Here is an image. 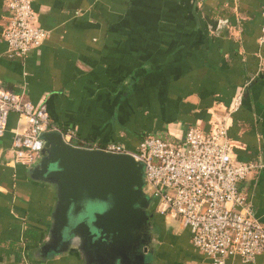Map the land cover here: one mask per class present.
Returning <instances> with one entry per match:
<instances>
[{"label":"crops","instance_id":"1","mask_svg":"<svg viewBox=\"0 0 264 264\" xmlns=\"http://www.w3.org/2000/svg\"><path fill=\"white\" fill-rule=\"evenodd\" d=\"M6 3L0 0V89L45 104L60 132L131 150L149 133L209 132L242 92L227 123L233 157L264 163L263 0H34L47 39L25 59L6 56ZM23 128L10 114L0 138V264H108L78 245L43 251L57 197L53 186L30 178L31 168L14 163L13 137ZM238 190L264 226V169ZM149 228L139 264H212L177 221L156 215ZM225 264H264V253Z\"/></svg>","mask_w":264,"mask_h":264},{"label":"built area","instance_id":"2","mask_svg":"<svg viewBox=\"0 0 264 264\" xmlns=\"http://www.w3.org/2000/svg\"><path fill=\"white\" fill-rule=\"evenodd\" d=\"M33 1L7 0L9 16L2 26L1 39L9 59H25L39 51L47 39ZM242 100V92L235 95L224 117L209 132L192 126L183 138L168 132L149 133L130 150L120 144L99 146L83 141L74 131L62 133L51 124L45 104L34 105L24 94L0 89V138L10 114H16L24 128L13 137L14 163L29 168L41 160L44 142L40 135L48 132L61 133L65 143L78 149L129 155L143 167L142 191L153 204L154 213L189 229L191 246L197 252L212 264H225L233 257L252 263L264 253V226L247 208L238 184L264 169V163L234 160L227 123Z\"/></svg>","mask_w":264,"mask_h":264},{"label":"water","instance_id":"3","mask_svg":"<svg viewBox=\"0 0 264 264\" xmlns=\"http://www.w3.org/2000/svg\"><path fill=\"white\" fill-rule=\"evenodd\" d=\"M40 139L44 142L42 158L29 174L33 181L49 184L56 192L49 234L63 249L53 247L51 251L64 252L78 245L98 263L111 258L110 264L116 260L126 264L136 244L143 245L146 254V231L152 216L147 212L150 201L142 191V165L129 155L72 147L59 132L43 133ZM82 200L97 202L100 211L71 225L70 207ZM137 259L140 262L143 257Z\"/></svg>","mask_w":264,"mask_h":264},{"label":"flooded vegetation","instance_id":"4","mask_svg":"<svg viewBox=\"0 0 264 264\" xmlns=\"http://www.w3.org/2000/svg\"><path fill=\"white\" fill-rule=\"evenodd\" d=\"M94 211H97V212L100 211V207H98V209L89 211L88 216H90L92 214V212H94ZM147 212H148V214L150 216H152V218L150 219L151 220V224H152L155 221V219H156V214L154 213L153 204L150 203V207H149ZM149 230H150V228L146 231V234L148 235V237L150 236ZM64 235H66V234L64 233ZM145 243H148V240ZM53 247H55L56 248L55 250H57V251H59V249L60 250L63 249L62 245H60V244L56 245L55 239L50 236V240H49L48 243H46V245H44L43 251L45 252L46 249H47L48 250L47 252H52L51 250H52ZM72 247L76 248L75 246H72ZM144 247H146L145 244H144ZM142 249H143V245H140V246L138 244L134 245L133 251L130 254H128V258L129 259H128L126 264H139V260L137 258L140 259V257L144 256V254L142 252ZM137 256H139V257H137ZM105 261H107V263H108V262H111L112 259L111 258H107V259H105ZM108 264H110V263H108Z\"/></svg>","mask_w":264,"mask_h":264},{"label":"rangeland","instance_id":"5","mask_svg":"<svg viewBox=\"0 0 264 264\" xmlns=\"http://www.w3.org/2000/svg\"><path fill=\"white\" fill-rule=\"evenodd\" d=\"M100 207L97 202L82 200L76 204H72L68 212V223L71 225H76V222L83 221L89 211L98 209Z\"/></svg>","mask_w":264,"mask_h":264},{"label":"trees","instance_id":"6","mask_svg":"<svg viewBox=\"0 0 264 264\" xmlns=\"http://www.w3.org/2000/svg\"><path fill=\"white\" fill-rule=\"evenodd\" d=\"M131 150H134V149H131Z\"/></svg>","mask_w":264,"mask_h":264}]
</instances>
